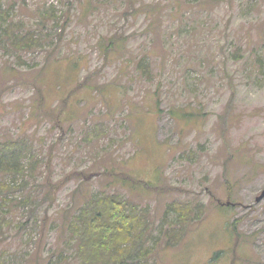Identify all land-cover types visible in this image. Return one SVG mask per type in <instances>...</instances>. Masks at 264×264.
I'll list each match as a JSON object with an SVG mask.
<instances>
[{
    "label": "rangeland",
    "instance_id": "1",
    "mask_svg": "<svg viewBox=\"0 0 264 264\" xmlns=\"http://www.w3.org/2000/svg\"><path fill=\"white\" fill-rule=\"evenodd\" d=\"M13 141L33 170L0 195L1 264L86 262L66 225L100 194L147 224L126 264H264V0H0Z\"/></svg>",
    "mask_w": 264,
    "mask_h": 264
},
{
    "label": "trees",
    "instance_id": "2",
    "mask_svg": "<svg viewBox=\"0 0 264 264\" xmlns=\"http://www.w3.org/2000/svg\"><path fill=\"white\" fill-rule=\"evenodd\" d=\"M1 28L4 34L9 37V32L7 33V29L3 24ZM14 35V33H10V37ZM33 37L35 35L18 39L15 36V38L20 40L19 42L24 43L25 47L28 48L32 44L37 45V40H34ZM39 46H41V39H38ZM112 49H115L113 41L105 47L106 52ZM143 62V60L140 61L138 65L140 69V65ZM142 65L144 68V63ZM23 152L25 153V144L23 142L0 143V174L5 176V180L0 181V195L15 192L18 189V180L22 181L26 176H31V171L33 170L32 162L24 164L23 156H28L27 154L22 155ZM47 199H49V195H45L41 203H45ZM9 203L10 200L8 198L2 197L0 207H5ZM139 213L135 206L129 205L117 197H105L100 194L87 201L85 206L71 216L70 221L66 225V228L68 227L72 232L70 243H77L76 253L79 254L82 261H86H81V264L96 262L98 259L93 256L96 253L102 254L103 259H108L109 254L106 255V253L112 251L111 247L115 248L116 251L118 250L117 254L120 257V260H116L115 264H126L135 251L142 253L145 245H143L144 242H141V236L144 237L148 227ZM5 220V217L0 218L1 226L8 223ZM135 224H137V228ZM116 225L119 226L116 227ZM135 230H137V237H135ZM121 231H123L122 236L124 238L122 245H119V249H117L112 243H115ZM179 236H183V234ZM137 238H139L138 243H136ZM121 247L122 249H120ZM123 259H125L124 262H122Z\"/></svg>",
    "mask_w": 264,
    "mask_h": 264
},
{
    "label": "water",
    "instance_id": "3",
    "mask_svg": "<svg viewBox=\"0 0 264 264\" xmlns=\"http://www.w3.org/2000/svg\"><path fill=\"white\" fill-rule=\"evenodd\" d=\"M264 199V190L260 193V195L256 198V203H259L261 200Z\"/></svg>",
    "mask_w": 264,
    "mask_h": 264
}]
</instances>
